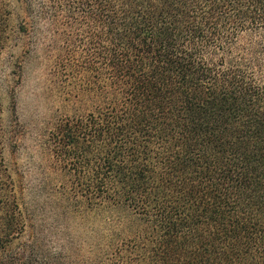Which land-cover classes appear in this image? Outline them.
<instances>
[{"label": "trees", "instance_id": "trees-1", "mask_svg": "<svg viewBox=\"0 0 264 264\" xmlns=\"http://www.w3.org/2000/svg\"><path fill=\"white\" fill-rule=\"evenodd\" d=\"M32 62L57 242L5 157ZM0 264H264V0H0Z\"/></svg>", "mask_w": 264, "mask_h": 264}, {"label": "rangeland", "instance_id": "rangeland-1", "mask_svg": "<svg viewBox=\"0 0 264 264\" xmlns=\"http://www.w3.org/2000/svg\"><path fill=\"white\" fill-rule=\"evenodd\" d=\"M40 73L36 62L28 63L24 68V84L18 87L16 100L13 101L9 90L4 89L1 92L3 123L7 132L5 157L15 178L20 182V196L24 208L34 213L37 220H45L52 225L50 230L45 231L57 242L62 237L59 236L61 229L65 230V226L70 224L61 214V201L56 202L55 199L59 196L53 188L61 179L60 176L56 178L55 173L49 174L48 166L51 161L45 142L48 132L64 113L67 105L48 82L39 78ZM44 169L46 174L43 173ZM43 178L46 181L51 178L52 185L41 192L37 186ZM56 220L61 228L55 227Z\"/></svg>", "mask_w": 264, "mask_h": 264}]
</instances>
